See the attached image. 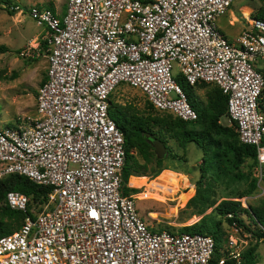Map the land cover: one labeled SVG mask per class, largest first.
Returning <instances> with one entry per match:
<instances>
[{"label":"built area","instance_id":"1","mask_svg":"<svg viewBox=\"0 0 264 264\" xmlns=\"http://www.w3.org/2000/svg\"><path fill=\"white\" fill-rule=\"evenodd\" d=\"M235 1L69 0L63 14L30 9L47 29L48 78L38 88L36 114L0 128V177L24 175L51 191L42 209L8 192L13 209L31 214L0 237V264L210 263L213 236L155 229L134 195L123 192L125 137L110 99L128 83L157 110L195 121L178 78L218 85L240 140L257 148L255 175L264 182V19L247 17L230 40L217 21ZM230 229L219 264L241 261V227Z\"/></svg>","mask_w":264,"mask_h":264},{"label":"trees","instance_id":"2","mask_svg":"<svg viewBox=\"0 0 264 264\" xmlns=\"http://www.w3.org/2000/svg\"><path fill=\"white\" fill-rule=\"evenodd\" d=\"M2 2L7 4L10 14L16 13L14 9H10V6L17 5L18 2L12 0H2ZM50 8L54 10L51 5ZM254 17L264 19V5L259 8ZM42 46L47 51L46 40L42 41ZM8 50L5 44H0V53H6ZM47 78L46 73L40 85ZM178 82L187 94L189 103L198 113V119L195 121H185L171 113L161 112L150 101V110L140 113L132 106L114 107L110 99V115L125 137L126 159L122 172L123 192L126 195L140 192L139 188L128 185L129 180L131 181L133 177L150 176L155 178L158 175L157 179L160 180L158 183L161 188L168 185L169 187L166 188L174 191L180 180L179 174L163 170L170 169L182 173H188L189 170H178L166 163L168 158L176 159L179 155L171 152L163 135L169 133L185 153H187L188 145L195 143L203 152L200 165L201 178L197 182L196 194L189 201L188 206L196 209V213H205L208 208L216 205L218 202V197H215L217 188L223 186L225 190L222 194L225 199L216 205L211 213L205 214L199 221L183 226L177 231L213 236L216 246L209 264H219V261L228 253V250H225L226 252L221 250L226 227L236 223L244 231L254 235L257 240L264 239V202L258 206L244 207L242 201L233 199L253 194L258 189V178L253 173V168L257 166V148L255 145L245 144L240 140L235 121H231V124L222 122V118L229 117L228 95L218 85L199 83L193 86L184 78H178ZM200 87L206 88L204 100L196 94V90ZM260 106L264 111V90ZM153 139H160L167 145L168 156L159 158L156 155L151 142ZM247 161H249L248 170L244 169ZM242 181L248 182L249 186L245 190L228 189L230 184ZM10 191H20L30 196L29 209L32 207L42 209L43 205L47 203L51 186L38 184L27 176L16 173L0 177V237L18 229L27 214H31L29 209L24 212L13 209L9 205L7 194ZM242 214L249 215L257 228L252 229ZM257 249L258 243L250 244L241 254L240 263L235 259L226 258L224 264H259Z\"/></svg>","mask_w":264,"mask_h":264},{"label":"rangeland","instance_id":"3","mask_svg":"<svg viewBox=\"0 0 264 264\" xmlns=\"http://www.w3.org/2000/svg\"><path fill=\"white\" fill-rule=\"evenodd\" d=\"M12 1L18 2L24 11L22 13L16 12L12 15L8 11L7 4L0 0V44H5L9 49L6 53H0V128L6 125H15V120L20 115L36 114V91H38L40 83L47 73L48 54L42 46L47 29L32 18L30 9L34 5L47 8H50L51 5L54 10L63 14L69 2V0ZM263 5L264 0H236L231 6L233 14L237 17L236 26L233 28L234 34L243 26L245 28L248 26L242 16V12L245 15L250 14L249 17H254ZM244 6L249 8H244ZM27 51L32 52V55H23ZM33 52L35 56H33ZM205 91V87H200L196 90V94L204 100ZM111 101L114 107L132 106L140 113L150 110L149 100L144 93L128 83H121L117 86L111 96ZM222 122L231 124L229 117L222 118ZM163 137L167 141L171 152L179 155L176 159L171 160V157L168 158L166 163L178 170H189L188 173L170 169L163 170L179 174L180 180L174 191L167 189L168 185L161 188L158 183L160 180L157 179L159 175L155 178L150 176L133 177L131 181L129 180L128 185L140 189L139 193L132 194L137 200L139 214L145 221H149L151 227L177 231L183 226L199 221L205 214L211 213L214 207L225 199L222 194L225 187L217 188L215 197H218V202L215 206L208 208L205 213H196V209L188 206V203L196 194L197 182L201 178L200 165L203 152L195 143H190L187 153H185L169 133H166ZM140 159L143 161L141 157ZM248 164L249 161L246 162L244 169L248 170ZM256 167L253 168L254 176H256ZM204 182L206 183L205 179ZM248 186L246 181L235 182L230 184L228 189L236 188V190L241 191ZM233 199L242 201L244 207L258 206L264 202V182H261L260 185L258 183V189L255 193ZM242 216L252 229L257 228V225L249 215L242 214ZM230 227H226L222 251H227V248H229ZM238 234V241L241 239L243 243L241 245L239 241L240 244L238 246L239 249H242V253L250 244L258 243V263L264 264V239L257 240L254 235L244 231L242 227Z\"/></svg>","mask_w":264,"mask_h":264},{"label":"crops","instance_id":"4","mask_svg":"<svg viewBox=\"0 0 264 264\" xmlns=\"http://www.w3.org/2000/svg\"><path fill=\"white\" fill-rule=\"evenodd\" d=\"M248 7V6H244ZM249 8V7H248ZM251 9V8H250ZM244 10V9H243ZM66 11V9H65ZM64 11V12H65ZM63 12V13H64ZM252 12V9H251ZM242 16L244 17V19L246 20L245 22H247V17H249L250 15H245L242 12ZM237 23V17L233 14V11L231 10V7L229 8V10L226 12V14H224L223 16L219 17L218 21H217V25L220 29V31L230 40H235L238 35L242 32V30L245 28V26H243L238 32H236V34H234L235 32H233V28L236 26ZM248 24V23H247ZM167 170V169H165Z\"/></svg>","mask_w":264,"mask_h":264},{"label":"water","instance_id":"5","mask_svg":"<svg viewBox=\"0 0 264 264\" xmlns=\"http://www.w3.org/2000/svg\"><path fill=\"white\" fill-rule=\"evenodd\" d=\"M154 151L159 158H164L168 154L167 145L160 139L151 140Z\"/></svg>","mask_w":264,"mask_h":264},{"label":"bare ground","instance_id":"6","mask_svg":"<svg viewBox=\"0 0 264 264\" xmlns=\"http://www.w3.org/2000/svg\"><path fill=\"white\" fill-rule=\"evenodd\" d=\"M248 15H250V14H248Z\"/></svg>","mask_w":264,"mask_h":264}]
</instances>
